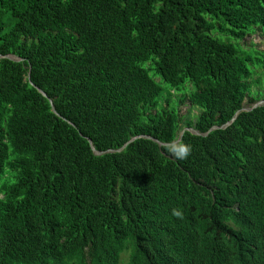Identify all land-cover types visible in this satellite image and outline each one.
<instances>
[{"label": "trees", "instance_id": "trees-1", "mask_svg": "<svg viewBox=\"0 0 264 264\" xmlns=\"http://www.w3.org/2000/svg\"><path fill=\"white\" fill-rule=\"evenodd\" d=\"M255 36L264 0H0V264H264Z\"/></svg>", "mask_w": 264, "mask_h": 264}, {"label": "clouds", "instance_id": "clouds-1", "mask_svg": "<svg viewBox=\"0 0 264 264\" xmlns=\"http://www.w3.org/2000/svg\"><path fill=\"white\" fill-rule=\"evenodd\" d=\"M260 104V103H259ZM191 145L183 144V143H175L173 142L168 148V152L178 160L186 159L191 153ZM174 216H180L181 213L179 211L173 210L172 213Z\"/></svg>", "mask_w": 264, "mask_h": 264}, {"label": "rangeland", "instance_id": "rangeland-1", "mask_svg": "<svg viewBox=\"0 0 264 264\" xmlns=\"http://www.w3.org/2000/svg\"><path fill=\"white\" fill-rule=\"evenodd\" d=\"M245 41L247 44L253 43L259 50H264V42L262 38L255 36L252 38H247L245 39ZM260 104H263V103H260ZM187 109H188V106H186L185 104L181 105L179 108L180 113L183 115L187 113Z\"/></svg>", "mask_w": 264, "mask_h": 264}, {"label": "water", "instance_id": "water-1", "mask_svg": "<svg viewBox=\"0 0 264 264\" xmlns=\"http://www.w3.org/2000/svg\"><path fill=\"white\" fill-rule=\"evenodd\" d=\"M181 133H183V132H181ZM134 139H132L130 142H132ZM127 145V144H126ZM126 145H124L122 148H120L117 152H120V151H122L124 148H125V146Z\"/></svg>", "mask_w": 264, "mask_h": 264}]
</instances>
